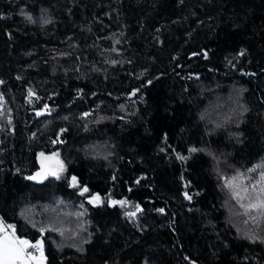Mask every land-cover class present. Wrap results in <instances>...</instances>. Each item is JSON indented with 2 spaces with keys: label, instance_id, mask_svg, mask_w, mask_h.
<instances>
[{
  "label": "trees",
  "instance_id": "1",
  "mask_svg": "<svg viewBox=\"0 0 264 264\" xmlns=\"http://www.w3.org/2000/svg\"><path fill=\"white\" fill-rule=\"evenodd\" d=\"M262 190L264 0H0V218L45 264H264Z\"/></svg>",
  "mask_w": 264,
  "mask_h": 264
},
{
  "label": "snow or ice",
  "instance_id": "2",
  "mask_svg": "<svg viewBox=\"0 0 264 264\" xmlns=\"http://www.w3.org/2000/svg\"><path fill=\"white\" fill-rule=\"evenodd\" d=\"M29 21L32 20L31 16L26 17ZM206 55V54H205ZM241 55H243V52H241ZM31 95V92L29 93ZM47 107V106H45ZM39 114V113H38ZM87 115V113L85 114ZM191 151L195 152L197 149L193 148ZM41 156H43V153H41ZM181 159H184L183 157H180ZM38 177H41V173H37L35 177H28L29 179H37ZM235 179V178H234ZM73 185H76V177H72ZM229 186H232L231 183ZM255 187V186H253ZM87 187H84L81 191V195L83 193L87 192ZM241 191H243L245 194L247 193V188L239 187L234 188L233 195L239 200L243 201L246 197V195H241ZM264 191V190H262ZM186 198L191 199V197L187 196V193L185 194ZM100 197L93 196L92 199L89 201L90 203L93 201H99ZM112 203L115 205L119 203L120 205H124L127 203L125 200L116 201L113 200ZM241 208H246L248 210L252 209H264V201H259L257 203H249L248 205H245L244 203H240ZM137 208H139V205H137ZM159 211H163V209H159ZM128 216H135V212H129L127 213ZM8 228H12V232H8L6 228H4L2 225H0V264H44V254H43V246L41 241H36L35 243H32L26 239L19 238L14 231V226L8 225ZM41 233L43 234V229H40ZM249 239L255 240L254 237H249ZM264 242V241H262ZM29 249H34L35 252H39V256L35 255L34 252L29 251Z\"/></svg>",
  "mask_w": 264,
  "mask_h": 264
},
{
  "label": "rangeland",
  "instance_id": "3",
  "mask_svg": "<svg viewBox=\"0 0 264 264\" xmlns=\"http://www.w3.org/2000/svg\"><path fill=\"white\" fill-rule=\"evenodd\" d=\"M38 162H39L38 169L35 170L29 177H35L37 175V173H41V177H38L37 179H32V180H40L43 177H45L46 175H55L62 168V162L56 153L43 154V156H41V154H39L38 155ZM21 239H26V238H21ZM26 240H28V239H26ZM28 241H30V240H28ZM36 241H38V240H36ZM36 241H34V242L30 241V242L35 243ZM29 251H31V249H29ZM31 252H33V249ZM37 256H39V255H37ZM44 264H45V259H44Z\"/></svg>",
  "mask_w": 264,
  "mask_h": 264
},
{
  "label": "crops",
  "instance_id": "4",
  "mask_svg": "<svg viewBox=\"0 0 264 264\" xmlns=\"http://www.w3.org/2000/svg\"><path fill=\"white\" fill-rule=\"evenodd\" d=\"M0 225H2V226H4V228H6L5 227V223L2 221V219L0 218ZM7 229V231L10 233V232H12L13 230L12 229H8V228H6ZM31 251H32V249H31ZM35 255H39V252L38 253H34Z\"/></svg>",
  "mask_w": 264,
  "mask_h": 264
},
{
  "label": "built area",
  "instance_id": "5",
  "mask_svg": "<svg viewBox=\"0 0 264 264\" xmlns=\"http://www.w3.org/2000/svg\"><path fill=\"white\" fill-rule=\"evenodd\" d=\"M11 225L14 226L13 224H11ZM7 226H8V225L5 224V227H6V228H8ZM8 229H9V228H8ZM10 229H12V228H10ZM33 252H34V253H38V252H35L34 249H33Z\"/></svg>",
  "mask_w": 264,
  "mask_h": 264
}]
</instances>
